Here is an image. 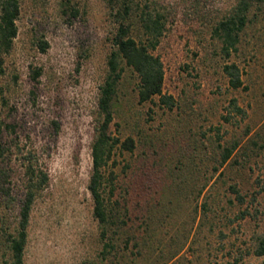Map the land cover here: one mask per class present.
Here are the masks:
<instances>
[{
  "label": "rangeland",
  "instance_id": "1",
  "mask_svg": "<svg viewBox=\"0 0 264 264\" xmlns=\"http://www.w3.org/2000/svg\"><path fill=\"white\" fill-rule=\"evenodd\" d=\"M139 1L167 16L154 52L177 106L170 110L158 97L141 103L139 77L124 64L111 130L122 141L132 137L135 148L117 146L105 175H117L114 199L127 204L128 225L120 251L101 264H264L254 252L264 234V0L252 1L230 56L215 28L239 0ZM20 3L19 32L1 78L3 119L15 125L5 131L12 150L3 161L14 174L16 201L4 212L16 221L24 155L34 150L50 180L31 212L25 264H95L101 228L88 186L115 19L107 0ZM40 39L49 43L46 51ZM231 62L242 69L238 89L223 70ZM233 98L246 117L230 115ZM236 143L221 166V152ZM232 186L246 195L244 205ZM3 257L0 247V264Z\"/></svg>",
  "mask_w": 264,
  "mask_h": 264
},
{
  "label": "trees",
  "instance_id": "2",
  "mask_svg": "<svg viewBox=\"0 0 264 264\" xmlns=\"http://www.w3.org/2000/svg\"><path fill=\"white\" fill-rule=\"evenodd\" d=\"M253 0H239L230 14L223 17L215 28V33L222 41V50L228 56L237 51L241 37L249 20ZM115 19L111 42L112 50L108 57V72L99 86L97 112L98 119L95 126V137L92 144L93 168L90 176L89 189L94 201V216L100 224L102 250L101 264L109 255L118 253V242L123 230L128 225L129 208L118 198L114 199L117 175L105 169L112 160L117 146L132 151L135 140L128 137L121 140L114 135L111 126L115 118V100L118 94L119 82L123 76L124 64L131 67L139 77V101L145 103L158 97L159 102L170 110L177 106L174 95L165 91L166 70L162 57L154 51L166 31L167 16L164 12L152 8L146 1L139 0H107ZM21 13L20 0H0V247L3 251L2 264H25V253L29 237L31 212L38 195L49 184L50 176L46 168L40 163L37 152L29 151L24 155L23 165V194L18 200V216L15 222L9 221L5 209L14 204L16 198L14 174L5 164V159L11 155L12 146L5 139V131L15 130L13 123L3 119L4 91L1 78L6 73V56L14 47L19 27L17 21ZM39 45L43 51L49 47L46 40L40 39ZM231 87L238 89L244 85L241 67L235 63H227L223 67ZM39 75L41 71L36 70ZM230 115L236 114L246 117V110L236 98L230 101ZM228 119V117H226ZM55 131L58 132L61 123L55 120ZM237 143L232 147H225L221 152L220 165H224L232 157ZM107 181V182H106ZM109 182V183H108ZM109 187L107 194L106 187ZM231 190L236 195L240 205L247 202V197L236 186ZM254 196L253 200H256ZM248 209L241 211L235 218H244ZM127 246L129 239H126ZM254 252L264 257V234L256 236Z\"/></svg>",
  "mask_w": 264,
  "mask_h": 264
}]
</instances>
